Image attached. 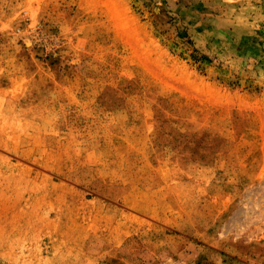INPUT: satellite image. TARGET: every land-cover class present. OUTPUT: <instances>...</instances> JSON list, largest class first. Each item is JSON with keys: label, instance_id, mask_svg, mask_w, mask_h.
Segmentation results:
<instances>
[{"label": "rangeland", "instance_id": "374dc122", "mask_svg": "<svg viewBox=\"0 0 264 264\" xmlns=\"http://www.w3.org/2000/svg\"><path fill=\"white\" fill-rule=\"evenodd\" d=\"M0 264H264V0H0Z\"/></svg>", "mask_w": 264, "mask_h": 264}]
</instances>
